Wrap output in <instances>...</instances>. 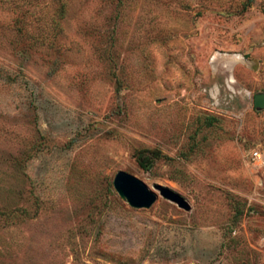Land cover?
Instances as JSON below:
<instances>
[{
	"label": "rangeland",
	"instance_id": "374dc122",
	"mask_svg": "<svg viewBox=\"0 0 264 264\" xmlns=\"http://www.w3.org/2000/svg\"><path fill=\"white\" fill-rule=\"evenodd\" d=\"M256 93L264 0H0V264H264Z\"/></svg>",
	"mask_w": 264,
	"mask_h": 264
},
{
	"label": "water",
	"instance_id": "95a60500",
	"mask_svg": "<svg viewBox=\"0 0 264 264\" xmlns=\"http://www.w3.org/2000/svg\"><path fill=\"white\" fill-rule=\"evenodd\" d=\"M245 58L246 54L241 55V62H245L248 65L251 64ZM253 105L257 108L264 107V94H254ZM112 187L118 196L133 208H148L156 198V194L149 190L140 179L123 170H117L113 175ZM152 188L157 191L159 196L173 202L178 208L189 209V204L186 200L171 189L159 184H154Z\"/></svg>",
	"mask_w": 264,
	"mask_h": 264
},
{
	"label": "built area",
	"instance_id": "2783aa9c",
	"mask_svg": "<svg viewBox=\"0 0 264 264\" xmlns=\"http://www.w3.org/2000/svg\"><path fill=\"white\" fill-rule=\"evenodd\" d=\"M249 162L253 166H264V149L260 147H253L248 153Z\"/></svg>",
	"mask_w": 264,
	"mask_h": 264
},
{
	"label": "bare ground",
	"instance_id": "6f19581e",
	"mask_svg": "<svg viewBox=\"0 0 264 264\" xmlns=\"http://www.w3.org/2000/svg\"><path fill=\"white\" fill-rule=\"evenodd\" d=\"M226 54V53H225ZM216 57V56H215ZM218 59V58H217ZM220 59L222 60L224 67H230L232 63H235L236 60L242 61L241 56L239 54H226L221 55ZM215 61V60H214Z\"/></svg>",
	"mask_w": 264,
	"mask_h": 264
},
{
	"label": "trees",
	"instance_id": "16d2710c",
	"mask_svg": "<svg viewBox=\"0 0 264 264\" xmlns=\"http://www.w3.org/2000/svg\"><path fill=\"white\" fill-rule=\"evenodd\" d=\"M55 10L58 17H63L65 14V3L60 1Z\"/></svg>",
	"mask_w": 264,
	"mask_h": 264
}]
</instances>
